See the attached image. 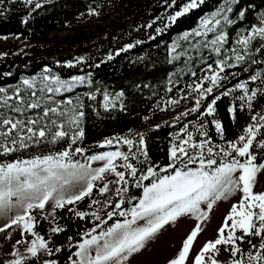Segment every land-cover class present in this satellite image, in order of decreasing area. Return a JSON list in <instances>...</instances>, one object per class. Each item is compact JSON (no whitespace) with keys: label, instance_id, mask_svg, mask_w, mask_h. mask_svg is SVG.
<instances>
[{"label":"snow or ice","instance_id":"obj_1","mask_svg":"<svg viewBox=\"0 0 264 264\" xmlns=\"http://www.w3.org/2000/svg\"><path fill=\"white\" fill-rule=\"evenodd\" d=\"M33 2L34 0H24L27 5ZM176 3L177 0H171L168 6L173 7ZM204 3L205 0H187L179 10L167 17L168 23L174 24L179 17L200 8ZM238 3L239 0H224V4L214 12L201 18L198 29L185 32L181 38L185 41L190 37L203 38L195 40L192 47L210 49L220 57L225 51V45L229 43V32L224 29L236 22L227 13H232L233 5ZM41 6L40 3H35V8ZM244 16L245 11L240 10L238 17L243 19ZM258 19L259 24L246 30V34H237L238 47L227 49L232 55L216 59L215 67L207 64L202 70L207 74L198 77L199 82L188 86L191 93L196 94L195 106L182 113V116L200 112L201 117H213L211 123L221 139L224 127L215 118L217 101L240 91L242 94L236 99L242 102L241 107L246 105L251 111L254 101L258 97H264V74L261 72L251 75L248 80L237 82L232 88H224V82L237 75L235 72L228 73L227 69L245 65L243 71L246 72V65L249 63L264 64V59L257 56H264V13ZM161 31L157 29L158 33ZM209 34H212L211 39ZM256 42H259L258 46ZM176 47H172L173 53L176 52ZM177 58L178 56H173V59ZM201 60L204 61L203 56ZM68 66L71 67L72 64L69 63ZM191 75L197 77V72L192 71ZM85 79L84 76L61 79L46 68L39 77L23 79L22 87L11 90L0 87V156L36 145H54L62 140L68 142L67 148L56 153L0 163V218L9 220L0 227V232L16 226L22 229V235L29 233L34 237L26 248L28 256L13 251L11 255L16 258L7 261V264H27L29 257L35 259L41 253L53 256L55 253L49 247V241L35 231L36 216L32 213L36 210L44 213L46 205H51V210L44 214V219L51 217L55 222L57 209L92 198L94 189L99 196L105 197L103 202L91 199L89 208L100 205L95 211L68 208V211L74 212L81 219L91 215L99 221L84 233L89 238L76 245V259L69 257L71 264H125L132 254L143 249L165 225L189 214L197 219H206L218 201L227 200L237 193L241 194V198L232 205L222 227L218 229V238L205 243L194 257L193 264H221L216 259V254L221 250L219 246H224V251L230 252L231 264H264V192L257 193L253 190L257 174L264 170V163H257L255 151L258 149L264 153V111L252 115L254 123H250L236 141L227 142L226 146L212 144L208 139L207 124L202 121L193 125L200 136L204 137L200 140L195 139L193 132L188 131V126L185 125L176 134L170 148L169 162L164 166L150 162L147 151L143 148L138 147L137 152H132L134 141L120 137L105 140L101 147L122 142L129 147L128 152L117 148L115 151L85 156L81 161L73 157L77 154L83 156L86 150L82 147L73 148V145L84 136L81 126L85 115L82 110L84 105L78 100L74 102L70 97H58L71 93L77 86L85 83ZM258 80L260 87H249L250 82ZM221 88L224 90L219 95H213ZM118 95L123 96V92ZM208 97L213 98L201 112L203 102ZM89 98L95 99L94 96ZM104 100V107L107 109L111 103L110 97L105 94ZM169 103L178 104L179 101ZM228 111L235 118L236 108L230 107ZM143 144L144 137L141 134L139 145ZM137 153L144 160H140ZM117 160L123 163L117 164ZM133 160L147 166L137 167L132 163ZM94 162H102V166L93 167ZM109 176L113 178L109 179ZM145 181L149 183L145 184ZM97 182L101 183L98 185ZM133 187L142 189L139 197L128 195ZM109 193L118 197V200L113 202L108 198ZM125 203L132 206L124 209ZM201 205H206L207 211ZM107 207H111V211L107 212L108 220L117 215L124 219L117 220L94 234L97 228L107 223L100 215ZM13 211L15 215L10 216ZM201 230L197 224L184 240L178 255L169 264H186L190 249ZM50 231L57 234L64 229L55 226ZM253 237L258 238L259 242L253 243ZM245 243L249 245L247 251L241 247ZM60 251V248L55 249L56 253ZM43 264H57V260H44Z\"/></svg>","mask_w":264,"mask_h":264},{"label":"trees","instance_id":"obj_2","mask_svg":"<svg viewBox=\"0 0 264 264\" xmlns=\"http://www.w3.org/2000/svg\"><path fill=\"white\" fill-rule=\"evenodd\" d=\"M170 2L171 0H41L39 3L42 6L37 9L35 4L27 5L24 0H0V35H14L27 40L40 41L51 31L70 29L81 22L85 23L88 19H92L90 21L92 23H103L102 29L106 33L105 39L94 46L90 43L81 46L82 51L78 57H74L72 53H58L54 58L34 57L20 50L12 54L6 53L0 60V87L9 90L22 87L23 79H31L44 66L61 79L75 75L84 76L85 83L77 86L71 93H64L58 97V99L70 97L74 102L78 100L84 105L82 110L85 115L81 125L84 136L73 145V148L82 147L86 150L83 156L77 154L73 157L81 161L85 156L116 146L113 144L101 147L103 140L131 133L130 139L134 141L132 152H137L138 147L143 148L147 151L150 162L164 166L169 162L170 148L182 127L187 125V130L193 132L195 139H204L193 128L194 124L201 121L207 124L208 139L212 144L226 146L227 142L236 141L250 123H254L251 120L252 115L264 111V97H258L254 101L251 111L246 105L241 107L242 102L236 99L242 94L240 91L217 101L215 118L219 119L224 127V136L221 139L214 124L211 123L213 117H201L200 112L182 116V113L195 106L196 94L191 93L188 86L199 82L198 77L207 74L202 71L207 64H213L215 67L214 61L223 59L229 53L227 49L238 47L236 45L238 33L246 34V30L259 24L258 18L264 13V0H239L238 4L233 5V12L227 15L236 22L224 29L229 32V43L225 45V51L220 57L210 49L192 47L195 40L203 38L190 37L185 41L181 37L185 32H192L200 25L201 18L219 8L224 4V0H205L200 8L179 17L174 24H169L167 17L179 10L187 0H177L173 7L168 6ZM240 10L245 11L243 19L238 17ZM92 12L97 14H90ZM150 24L151 27H148ZM157 29L162 31L158 33ZM87 31L83 32L87 33ZM211 38L212 34H209V39ZM76 39L66 36L63 42L74 44ZM256 43L258 46L259 42ZM129 45L132 47H128ZM174 45L177 46L175 53L171 51ZM173 56L178 58L173 59ZM202 56L206 63L201 60ZM257 56L259 59H264V56L259 54ZM69 63L72 64L71 67L68 66ZM246 66L248 68L246 72L243 71L245 65L227 69L228 73L235 72L237 75L235 78L229 77L224 82V88H232L237 82L248 80L256 72L264 74V64L249 63ZM192 71L197 72V77L191 75ZM260 86L259 80L249 84L250 88ZM223 90V88L217 89L213 95H219ZM121 92L123 96L118 95ZM105 94L111 100L107 109L104 107ZM90 96H94L95 99H90ZM212 98L208 97L203 102L201 112ZM169 101H179V103L170 104ZM186 103H188L187 107L184 106ZM230 107L236 108L235 118L228 111ZM141 134L144 137L143 145H139ZM119 146L123 152L129 151L127 145ZM67 147L68 142L63 140L54 145H36L27 150L0 156V163L56 153ZM255 151L257 163H260L264 159V153L258 149ZM137 155L140 160H144L142 155L139 153ZM132 163L137 167L147 166L137 164L136 160ZM144 183L147 184L149 181ZM141 192L142 189L133 187L128 195L134 194L139 197ZM93 198L101 202L105 199L94 190L92 198H85L76 205L57 209L52 227L60 226L64 229L57 234L51 233V228L47 229L42 219L37 218L36 230L49 241V247L55 253L53 256L43 254L46 260L56 259L57 263L65 264L70 261L69 257L71 259L75 257L76 245L85 236L84 233L95 227L99 221L91 215L81 219L74 212L68 211V208L75 207L79 211L93 212L100 207L93 205L89 208ZM108 198L113 202L118 200V197L112 193L108 194ZM130 206L125 203L123 208L127 209ZM108 211H111V207L104 208L100 212L107 223L97 228L96 232L122 218L117 215L108 220ZM251 239L253 243L259 242L258 238ZM241 247L245 251L249 250L247 243ZM56 248H60L61 251L56 253ZM27 264H38V262L36 258L29 257Z\"/></svg>","mask_w":264,"mask_h":264},{"label":"rangeland","instance_id":"obj_3","mask_svg":"<svg viewBox=\"0 0 264 264\" xmlns=\"http://www.w3.org/2000/svg\"><path fill=\"white\" fill-rule=\"evenodd\" d=\"M40 1L41 0H34L33 4L39 3ZM215 10H212L210 13L214 12ZM210 13H208V15ZM91 20L92 19H88V21H86L85 23L81 22L78 24V26H74L70 29L51 31L48 33L46 38L40 41L27 40L14 35H0V60L5 57L6 53L12 54L16 50L30 53L34 57L41 56L54 58L58 53H72L74 57H78L79 53H81L82 51L81 46L88 43L94 46L96 43H98L100 40L105 39L106 37L105 31L102 29L103 23H92L90 22ZM198 28L199 25L194 29ZM85 30H88L87 33L83 32ZM82 33L85 34L81 36ZM66 36L75 37L77 38V41L74 44L63 42V39ZM31 46H33V48H31ZM228 55H232V53L229 52L226 56ZM46 68L47 67L45 66L42 67L34 76L39 77ZM72 77L74 76H71L70 78H68V80H70ZM184 106L187 107L188 103L184 104ZM131 135V133H127L126 135L115 136L108 139H114L117 137L130 139ZM105 140H103L101 144H103ZM120 144L123 143L120 142L119 144H116V146L112 149L95 152L88 156L99 154L105 151H115L117 150V148L122 151L119 146ZM120 162V160L116 161L117 164H120ZM260 163H264V159ZM92 166L100 167L102 166V162H94ZM100 183L101 182H97L98 185ZM253 190L257 193L264 192V170L257 174L256 183ZM240 198L241 194L237 193L227 200L218 201L213 206L211 212L208 213L206 219H197L196 216L189 214L181 216L176 222L165 225V227L162 228L155 237H153L146 243L143 249H141L137 253L132 254V256L129 257V260L125 262V264H169V261L171 259H174L182 249L183 242L187 238V236L196 227V225L199 224L202 230L195 238L193 246L189 252V257L186 261V264H193L194 257L201 251L205 243L208 241H214L218 238V229L222 227L225 217L229 214L232 205L238 203ZM201 207L202 209L207 211L206 205H201ZM50 210L51 205H46L44 213H41L39 210H36L32 213L34 216H36V221L38 220L37 218L42 219V222L43 224H45L47 229L52 228L53 220L51 217H49L48 219H44V214L49 212ZM14 215L15 211L10 213V216ZM123 219L124 217L118 220L123 221ZM116 221L117 220H115L113 223H115ZM8 222V218H0V227H3ZM113 223H111L107 227L111 226ZM139 223L143 224V221H140ZM230 223L231 221H229V224ZM35 231L38 232L36 230V227ZM99 232H96L94 234H98ZM86 238L89 237L84 236L78 243L83 242V239ZM32 239H34V237L31 234L23 233L22 235V229L17 228L16 226L8 228L4 232H0V264H7V261L15 259L16 257H13L11 255L13 251H19L20 254L28 256L26 248ZM21 240L24 241V243L18 244L17 241ZM219 247L221 250L218 254H216V259H218L221 264H231L232 258L230 256V252L223 251L224 246ZM76 251H78V247H76L75 252ZM36 259L38 264H43L44 260H46L45 257H43V253H41V255ZM73 259H76V257H74ZM65 264H71V260Z\"/></svg>","mask_w":264,"mask_h":264}]
</instances>
